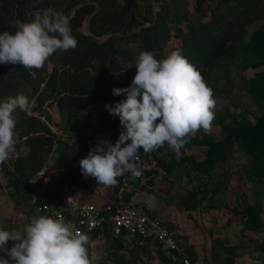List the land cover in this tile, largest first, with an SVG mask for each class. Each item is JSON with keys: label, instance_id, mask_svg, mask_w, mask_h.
Returning a JSON list of instances; mask_svg holds the SVG:
<instances>
[{"label": "rangeland", "instance_id": "rangeland-1", "mask_svg": "<svg viewBox=\"0 0 264 264\" xmlns=\"http://www.w3.org/2000/svg\"><path fill=\"white\" fill-rule=\"evenodd\" d=\"M55 1L60 5L65 0ZM122 2L116 1L117 5ZM241 2L252 5L254 11L248 15L257 17L244 26L241 41L233 47L232 58L218 59L209 65L195 64L213 89L216 100L211 131L190 134L180 155L167 145L146 153L169 169L159 183L131 193L138 203L169 224L179 254L191 264H264V249L259 247L264 241V226L249 229L245 213L248 206H253L264 224V143L258 140L254 148L249 143L246 149L235 143L211 166L197 165L227 130L264 127V37L257 40L260 47L255 41V32L264 35V0H135L137 16H151L159 25L165 55L170 50L182 52L178 29L189 33L190 26L195 27L199 22L229 18L233 14L231 8ZM150 25L151 21L144 26L150 28ZM79 29L90 34L87 20H83ZM213 34L217 36V31ZM110 35L117 37L120 33H105L94 38L102 41ZM116 46L123 55L131 54L133 59L139 55V46L128 37L117 40ZM117 58L120 62L127 60L122 55ZM47 110L54 141L45 156L46 167L42 166L44 175L48 176L45 191H54V197H84L86 193H81L82 188L72 184L83 175L79 160L101 140L115 143L121 131L119 117L110 114L101 104L82 107L72 116L60 113L55 106ZM15 140V150L9 158L26 154V146L16 133ZM9 169L12 170L10 176L0 167V227L5 230L21 228L24 219L42 215L28 206L32 175L27 181H23V175L29 170L20 175L21 171L13 165ZM88 178L89 182L93 179ZM36 184L33 189L44 188ZM12 243L9 241L6 247L10 249ZM147 246L128 239L115 240L106 232H100L89 240L87 248L91 264H170L157 246L159 252L155 246ZM0 257L10 260L4 251H0Z\"/></svg>", "mask_w": 264, "mask_h": 264}, {"label": "clouds", "instance_id": "clouds-1", "mask_svg": "<svg viewBox=\"0 0 264 264\" xmlns=\"http://www.w3.org/2000/svg\"><path fill=\"white\" fill-rule=\"evenodd\" d=\"M15 31L0 33V63L21 64L39 70L57 51L74 50L78 40L69 19L52 9L37 10L27 21L16 20ZM136 72L127 87H114V96L124 98L106 104L119 117L121 131L115 143L101 140L79 160L80 171L105 188L118 178L142 174L139 153H150L167 145L177 155L190 134L211 131L216 100L213 89L200 71L177 49L157 59L152 51H140ZM35 98L23 93L0 100V163L15 150L17 110L27 112ZM12 241L11 248H7ZM89 236L77 231L62 217L46 215L28 218L21 228L0 227V251L12 264H91ZM0 257V264H10Z\"/></svg>", "mask_w": 264, "mask_h": 264}, {"label": "trees", "instance_id": "trees-1", "mask_svg": "<svg viewBox=\"0 0 264 264\" xmlns=\"http://www.w3.org/2000/svg\"><path fill=\"white\" fill-rule=\"evenodd\" d=\"M116 1L65 0L59 5L55 3V0H0V33L6 30L14 32L15 28L12 24L16 20H30L37 10L52 9L68 17L72 34L78 40L74 50L57 51L39 70L25 69L21 64L0 63V100L18 93H23L30 100L35 98V106L27 112L17 110L15 133L27 150L25 155L19 154L8 158V165L6 162L0 163V167L5 168L4 172L9 176L12 174L10 165L20 170V175H23L26 169L29 170L27 175H23V181H27L44 165L45 156L51 150L54 141V134L48 126L51 120L48 107L55 106L60 113L72 116L82 107L101 104L105 108L106 104L114 105L124 98L123 95L114 96L112 89L127 87L131 84L138 57L133 59L131 54L123 55V51L116 48L117 40L124 37L135 40L139 46L137 53L144 50L152 51L157 59H162L174 51L170 50L166 55L162 53L164 42L159 25L151 20V16L142 14L137 16L135 0H123L120 5H117ZM243 5L246 6L243 7ZM231 9L233 14L229 18H211V20L199 22L195 27L189 25L191 28L189 33H182L178 29L177 34L182 37V54L193 65L197 63L209 65L218 59L232 58L233 47L239 43V40L241 41L244 26L256 19L257 15L249 16L248 12L252 13L254 8L249 4L247 6L244 2ZM147 11L150 12L149 7ZM83 20H87L90 34L80 31L79 27ZM150 21V28L143 25ZM141 24L142 27H140ZM215 31L217 36L213 34ZM115 32H119L120 35L117 37L110 35L102 41L94 38L96 35ZM261 36L264 37L262 33L255 32L256 43ZM256 46L261 45L257 43ZM118 55H122L127 60L120 62ZM50 62L51 65H49ZM258 140L261 144L264 143V127L262 126H251L247 130H227L221 140L211 145L209 155L204 161L197 165L211 166L228 153L233 144L238 143L246 149L250 143V146L254 148ZM156 162L168 171V166L158 160ZM26 166L28 167L24 168ZM90 181L89 178L81 175L72 184L75 187H81V193L87 195L98 185L94 179ZM130 183L133 184V188L138 185L135 179H131ZM141 188L144 189V185L139 187ZM45 189L38 191L49 197L50 194ZM131 193L133 192H127L126 196ZM245 213L247 214L246 226L249 229L264 226L253 206H248ZM96 235L97 230H94L91 232L90 239ZM259 247L264 249V241Z\"/></svg>", "mask_w": 264, "mask_h": 264}, {"label": "built area", "instance_id": "built-area-1", "mask_svg": "<svg viewBox=\"0 0 264 264\" xmlns=\"http://www.w3.org/2000/svg\"><path fill=\"white\" fill-rule=\"evenodd\" d=\"M144 25L148 23L145 22ZM49 159L50 154L46 162ZM139 159L142 169L140 177L132 178L130 174H125L118 178L115 186L105 188L98 184L92 192L80 199L72 196L54 197V191L49 192L48 197L33 189L35 182L44 188L47 187L45 185L48 176L44 175L42 170L46 167L45 163V166L29 178V209L36 208L46 216L62 217L71 222L77 231L86 233L89 239L94 230H97V234L106 232L112 239H128L140 245L157 246L169 263L179 261L181 264H191L188 258L179 254L169 224L134 200L133 195L126 196L127 192L135 191L143 185L148 188L159 183L166 175L165 168L150 155L143 153L142 149ZM131 179L138 181L134 188L130 183ZM25 222L26 219L24 224Z\"/></svg>", "mask_w": 264, "mask_h": 264}, {"label": "crops", "instance_id": "crops-1", "mask_svg": "<svg viewBox=\"0 0 264 264\" xmlns=\"http://www.w3.org/2000/svg\"><path fill=\"white\" fill-rule=\"evenodd\" d=\"M37 186H38V188H41V186L39 185V184H36ZM137 190H139V189H137ZM141 190H143V189H141ZM132 198L134 199V197L132 196ZM135 200V199H134ZM145 207V206H144ZM146 208V207H145ZM148 209V208H147ZM149 210H151L150 208H149ZM152 212H153V210H151ZM154 213V212H153ZM155 214V213H154ZM90 240V239H89ZM145 245H148L147 247H152L151 245H149V244H145ZM154 248V247H153ZM156 251H158L157 250V248L155 247L154 248ZM159 252V251H158ZM174 264H181V262H179V261H177V262H173ZM190 263H191V261H190ZM171 264V263H170Z\"/></svg>", "mask_w": 264, "mask_h": 264}]
</instances>
